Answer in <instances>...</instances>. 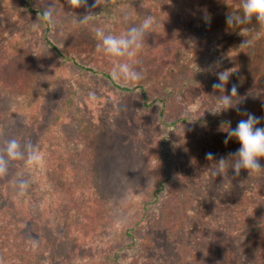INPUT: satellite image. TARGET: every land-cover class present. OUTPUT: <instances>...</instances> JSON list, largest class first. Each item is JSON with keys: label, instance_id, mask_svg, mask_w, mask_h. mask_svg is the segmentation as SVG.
I'll return each mask as SVG.
<instances>
[{"label": "rangeland", "instance_id": "1", "mask_svg": "<svg viewBox=\"0 0 264 264\" xmlns=\"http://www.w3.org/2000/svg\"><path fill=\"white\" fill-rule=\"evenodd\" d=\"M46 3L55 4L57 25L41 21L34 30L38 15L29 7L42 12ZM87 3L73 10L67 0H0V145L31 141L46 161L43 170L10 162L0 210H17L19 227L46 250L33 264H246L241 231L250 220L264 225V176L213 175L206 153L219 159L237 151L238 141L224 140L244 117L209 109L215 72L233 69L226 94L235 84L240 110L264 116V28L255 20L226 24L228 14L242 15V0ZM73 11L94 18L80 25ZM148 15L154 30L129 60L143 78L113 80L115 58L97 49L93 29L119 36ZM89 175L78 202L59 200L66 184L82 186ZM177 178L191 198L184 230H155ZM21 180L29 184L24 195Z\"/></svg>", "mask_w": 264, "mask_h": 264}, {"label": "clouds", "instance_id": "2", "mask_svg": "<svg viewBox=\"0 0 264 264\" xmlns=\"http://www.w3.org/2000/svg\"><path fill=\"white\" fill-rule=\"evenodd\" d=\"M67 4L71 9L88 8L87 0H67ZM100 6V0H95L92 7ZM242 15L228 14L226 16V24L230 25H248L255 20V23L264 28V0H242ZM72 15L76 16V23L87 25L93 20L94 14L88 11L83 16H77L73 11ZM57 12L54 3H46L42 5V12L38 14L37 20L33 22V29L39 30L40 22L44 21L51 28L57 25ZM125 21L129 18L124 17ZM154 18L151 15L146 16L139 24H133L123 34L117 36L111 34L110 29L105 27H95L96 38L99 40L98 50H102L104 54L115 58L114 66L111 70L113 80L123 81L125 83L138 82L141 80L142 73L137 71L133 63L129 60L137 55L143 48L145 38L154 30ZM249 31L242 29L241 35ZM247 41L242 45H247ZM127 58V59H125ZM123 60V62H121ZM219 68L220 64L217 63ZM235 71L233 69H225L215 72L218 79L217 83H213L215 103L209 111L218 115L229 109H235L242 119H240L235 128L228 127L227 135L224 143L235 139L240 147L234 153H229L227 157L217 159L211 152L206 153V160L212 161L215 165L213 170L214 176H228L229 170H233L234 175L239 177L241 170H245L248 176H264V165L260 163L264 159V127L258 126L264 120V116L257 117L253 113L241 111L239 104L241 99L238 95V89L235 84L232 85L230 93L226 88L230 77ZM0 136H3L0 133ZM24 161L26 165L32 168L43 170L45 167V153L42 152L37 145L31 141H21L17 138H8L0 145V178H4L8 174L10 162ZM29 184L21 180L19 188L20 195L27 192Z\"/></svg>", "mask_w": 264, "mask_h": 264}, {"label": "trees", "instance_id": "3", "mask_svg": "<svg viewBox=\"0 0 264 264\" xmlns=\"http://www.w3.org/2000/svg\"><path fill=\"white\" fill-rule=\"evenodd\" d=\"M29 10L37 15L41 13V11L31 9L30 7ZM240 12L242 13V10ZM46 45L56 55L62 56L52 42L46 41ZM85 70L97 73V71L90 68H85ZM100 75L110 80L114 87L123 91L130 90L128 87H120L111 81L108 74L100 73ZM170 124L174 129L178 127L176 121ZM261 127H264V125H261ZM83 181L84 184L82 186L66 184L65 196H60L59 200L67 199L68 197L69 202L71 198L73 199L72 202H78L76 197H80L84 193V189L87 186H91L92 175H89ZM61 182H66V180H61ZM188 189V186L178 178L171 184L170 191L160 202L161 209L158 216L163 218H158L155 224L151 225L153 229L167 232V230H170L175 225L177 227L176 233L184 230L186 211L189 208L188 204H190L191 200ZM70 196L72 197L70 198ZM17 214V210L13 208L7 212L0 210V264H33L35 258H40L46 254V250L38 242L37 238L25 234L19 227ZM258 222L260 221L256 219L250 220L249 223L246 222L249 226L246 229L243 228L241 231L243 232V241H240L239 245L243 256L242 260L246 264H264V225ZM176 233L173 232V235H176Z\"/></svg>", "mask_w": 264, "mask_h": 264}]
</instances>
